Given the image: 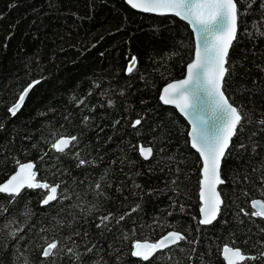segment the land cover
<instances>
[{
    "label": "trees",
    "instance_id": "obj_1",
    "mask_svg": "<svg viewBox=\"0 0 264 264\" xmlns=\"http://www.w3.org/2000/svg\"><path fill=\"white\" fill-rule=\"evenodd\" d=\"M254 18L255 13H252L245 17V21ZM192 43V33L185 22L174 16L135 11L125 0H0V118L7 114L6 107L14 102L17 93L28 82L29 73L31 77L37 75L38 60L46 77L39 87L31 91L18 114L0 129V182L16 171L17 162L29 161L35 165L38 180L55 183L58 179H65L63 175L54 174L55 166L61 161L73 175L90 179L110 160H118L123 151L128 154L129 160L123 164L122 171L117 163L114 175L116 182L123 181L128 185L124 189L127 200H123L113 188L111 195L115 199L107 201L104 207L120 213L126 210L125 206L131 207L140 202L141 208L125 221L128 225L127 246L137 239L155 241L172 228L184 231L190 227L189 239L195 237L201 241L198 248L206 251V245L211 242V264H226L221 255L225 244L240 247L244 252H255L252 245L259 229L264 228V219H249L236 213L237 205L250 212L253 210L252 199L264 201V186L256 178L258 173H251L247 183L235 184V193L229 191L233 187L231 178L220 186L219 190L225 196L222 213L213 226H201L197 236V224L193 217L199 215L198 153L184 143L189 129L186 120L176 109L163 105L159 100L167 83L183 78L184 66L191 58ZM173 45L177 47L174 49ZM173 51L178 54L170 55ZM231 54L247 58L245 68L248 71L241 69L243 75L238 73L233 77V88L229 92H235V98L241 100L245 97L238 85L251 86L252 77H258L264 83V73L256 67L264 65V38L253 42L241 35L234 42ZM130 55H136L138 60L133 73L126 75L124 68ZM93 74L104 78L101 88L111 82L113 106H108V97L99 95L100 89H94L92 95H87ZM121 88L124 89L123 96L119 94ZM254 91V103L257 107H264V88H255ZM73 94L76 98L84 96L85 104L77 108L73 103ZM141 100L145 103L141 104ZM126 102L132 109L128 114L129 120L140 113L156 123L163 121L168 124L174 141L168 151L175 153L174 160L160 159L167 153L158 152L159 144L147 131L140 136L132 133L127 122L121 119ZM84 115L93 116L94 123L89 121L85 127L82 123ZM66 116L69 119H65ZM118 119L119 127H112L113 121ZM61 135H76L79 143L72 147V151L76 147L83 150L87 145L88 154L98 158V166L77 169L75 160L50 151L47 141ZM33 144L36 147H32ZM141 144L153 149L155 159L150 157L146 161L139 157L138 150H132L138 149ZM41 149L48 153L43 160L40 159L43 155ZM53 156H57L58 160H53ZM229 159V166L236 168L245 163L246 157ZM255 159L258 161L260 157ZM177 167L180 169L178 174L175 173ZM150 168L153 171H149ZM160 168L164 171H159ZM169 168L173 171L169 172ZM248 171L251 172V167ZM240 174L243 175L242 172ZM176 175H179L181 196L175 208L170 209V198L174 194L168 181ZM132 179L144 189L155 191L145 193L141 200L139 195H132ZM241 190L246 194H242ZM41 191L24 190L16 205L17 212L30 200L29 206L39 216L42 210L38 203ZM3 196L0 194V202ZM180 204L184 205L182 209ZM165 209L172 214L167 215L163 211ZM74 211L79 212V209ZM157 213L158 223L152 224L157 219ZM88 219L91 221V217ZM133 221H136L134 233ZM142 223L148 226H142ZM49 235H53L51 230ZM245 236L250 237L246 243ZM182 264H187V261H182ZM249 264L253 262L249 261Z\"/></svg>",
    "mask_w": 264,
    "mask_h": 264
},
{
    "label": "snow or ice",
    "instance_id": "obj_2",
    "mask_svg": "<svg viewBox=\"0 0 264 264\" xmlns=\"http://www.w3.org/2000/svg\"><path fill=\"white\" fill-rule=\"evenodd\" d=\"M126 4L142 13L157 16L171 14L191 28L192 52L190 60L184 66L183 78L167 83L159 100L164 105H173L187 121L190 127L184 143L198 153L199 215L193 217L198 236L201 226H213V222L222 213L225 196L218 190V186L225 185L231 178L233 187L229 191L235 193L234 185L249 182L251 173H258L256 178L264 186V107H257L254 103V89L264 88V83L258 77H252L251 86H237L243 89L241 95L244 99L237 100L235 92L229 94L233 88V77L241 69L248 71L245 68L246 56L233 57L230 50L241 35L253 42L264 38V0H126ZM252 13H255V18L246 22L245 17ZM173 47L175 49L177 45ZM176 54L178 53L175 51L170 53ZM137 60L136 55L128 57L124 68L126 75L133 73ZM256 67L264 73V65ZM45 79L44 69L39 67L38 60L37 75L31 77L29 73L28 82L17 93L14 102L6 107L7 114L0 118V129L5 127L7 120L18 114L31 91ZM91 80L87 95H92L94 89H100L99 95L102 98L108 97V106H113L111 82L101 88L104 78L93 74ZM119 94L124 95L123 88L119 90ZM73 103L79 108L85 104V97L76 98L73 94ZM144 103L141 100V104ZM131 110L126 102L121 119L127 122L132 133L140 136L147 131L152 140L159 144L158 152L167 153L166 157L161 156L160 159L174 160L175 153L168 151L169 145L174 142L168 124L163 121L156 123L140 113L129 120ZM144 111L147 113V109ZM65 119L69 117L66 116ZM89 121L94 123L93 116L82 117L85 127ZM119 125L118 119L111 126L118 128ZM47 143L50 151L75 160L77 169L98 166V158L88 154L87 145L83 150L76 147L72 151V147L79 143L76 135H61ZM32 147H36V144ZM129 147L132 148V145ZM132 150H138L139 157L146 161L149 157L155 159L151 147L145 148L141 144L138 149ZM46 156L48 153L43 152L40 159L43 160ZM257 156L260 157L258 161L255 159ZM230 157H246V160L233 168L229 166ZM52 159L58 160V157L53 156ZM128 160V154L121 151L118 160H110L90 179L73 175L61 161L55 166L54 174L63 175L65 179H58L55 183L38 180L33 162H17L16 171L0 182V194H4L3 201L0 202V264H182L185 260L187 264H211V242L206 245V251L198 248L201 241L195 237L189 239L190 227L184 231L172 228L155 241L137 239L130 246L125 244L128 238L126 218H131L141 208L140 202L131 207L125 206L126 210L120 213L105 208L104 204L115 199L111 195L113 188L123 200H127L124 189L128 185L123 181L116 182L114 172L117 163L122 171L123 164ZM249 167L251 172L248 171ZM149 171L153 169L150 168ZM159 171L164 169L160 168ZM168 171L172 172L173 169L169 168ZM179 171L177 167L175 173L178 174ZM128 176L131 178V174ZM178 181L179 175L168 181L174 194L170 198V209L175 208L181 196ZM131 187L132 195H139L141 200L145 193L155 191L152 188L144 189L135 179L131 180ZM36 189L42 190L38 201L42 209L40 215L37 216L29 206L30 200L17 212L16 205L24 190ZM180 207L182 209L184 205L180 204ZM237 207V216L243 214L249 219L264 218V201L252 199L253 210L250 212L244 207ZM75 209H79V212L74 211ZM163 211L169 216L172 214L170 210ZM88 217H91V221ZM158 220L159 213L152 224H157ZM85 225L88 227L85 228ZM142 226L148 225L142 223ZM135 227L136 221H133V233ZM50 230L53 233L51 236ZM261 235H264V228L259 229V235L252 245L255 252H244L240 247L225 244L222 255L226 264H249V261L264 264V238H260ZM248 239L250 237L245 236V243Z\"/></svg>",
    "mask_w": 264,
    "mask_h": 264
},
{
    "label": "water",
    "instance_id": "obj_3",
    "mask_svg": "<svg viewBox=\"0 0 264 264\" xmlns=\"http://www.w3.org/2000/svg\"><path fill=\"white\" fill-rule=\"evenodd\" d=\"M125 2H126V0H125ZM135 11H137V10H135ZM138 12H140V11H138ZM148 14V13H147ZM153 15H155V14H153ZM166 16H173V15H171V14H169V15H166ZM177 18V17H176ZM179 19V18H178ZM180 20V19H179ZM184 22V21H183ZM186 23V22H185ZM190 27V26H189ZM190 30H191V28H190ZM231 51V50H230ZM170 83V82H169ZM166 86V85H165ZM164 86V87H165ZM163 87V88H164ZM162 88V89H163ZM162 91V90H161ZM162 104H163V102L162 101H160ZM164 105V104H163ZM165 106H168V107H172V108H174L175 109V107L173 106V105H165ZM176 111L178 112V110L176 109ZM179 113V112H178ZM180 114V113H179ZM181 115V114H180ZM182 116V115H181ZM183 117V116H182ZM187 122V121H186ZM190 127V126H189ZM146 148H148V147H146ZM195 151V150H194ZM150 158V157H149ZM34 164V163H33ZM34 170H35V165H34ZM36 178H37V176H36ZM221 186V185H220ZM220 186H218V190H219V188H220ZM220 191V190H219ZM258 200H261V201H263L262 199H258ZM218 218H219V215H218ZM264 219V218H263ZM218 220V219H217ZM216 221H214L213 222V224L215 223ZM230 247H232V246H230ZM221 255H222V253H221ZM222 258H223V255H222ZM224 260V259H223ZM225 263H226V261H225ZM243 262H238V264H242Z\"/></svg>",
    "mask_w": 264,
    "mask_h": 264
},
{
    "label": "flooded vegetation",
    "instance_id": "obj_4",
    "mask_svg": "<svg viewBox=\"0 0 264 264\" xmlns=\"http://www.w3.org/2000/svg\"><path fill=\"white\" fill-rule=\"evenodd\" d=\"M263 219V218H262ZM243 251V250H242ZM244 263V262H243Z\"/></svg>",
    "mask_w": 264,
    "mask_h": 264
}]
</instances>
